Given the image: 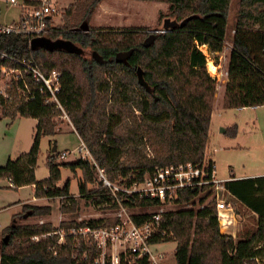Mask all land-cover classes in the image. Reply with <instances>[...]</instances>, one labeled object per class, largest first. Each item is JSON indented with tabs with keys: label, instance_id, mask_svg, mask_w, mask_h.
I'll list each match as a JSON object with an SVG mask.
<instances>
[{
	"label": "trees",
	"instance_id": "trees-1",
	"mask_svg": "<svg viewBox=\"0 0 264 264\" xmlns=\"http://www.w3.org/2000/svg\"><path fill=\"white\" fill-rule=\"evenodd\" d=\"M22 1L25 5L37 3ZM101 1L77 0L70 4L63 24L48 34L51 40L71 41L78 51L31 48L26 34H0V65L22 69L20 63L4 55L32 61L44 73L59 72L60 83L59 105L49 100L48 92L30 74L13 80L6 88L8 97L0 94V116L37 119L29 150L0 165V180H7L8 188L33 185L36 197L45 195L52 183L49 178L38 180L35 176L40 138L56 133L53 118L63 114L88 149L90 168L102 169L111 183L129 186L156 167L205 160L216 79L207 71L201 46L215 55L223 50L229 35L231 0H137L167 4L171 21L154 31L147 26H90L91 15ZM237 3L228 36L232 48L223 106H262L264 0ZM159 15L163 17L161 12ZM224 134L236 136L237 125L226 126ZM52 155L47 156L49 166L53 165ZM209 187L179 190L173 201L177 207L161 213L151 243L174 240L176 264H257L254 258L264 257V175L224 181L225 191L256 216L252 234L236 241L220 232ZM80 194L86 202L106 204L108 208L122 205L137 209L131 214L137 223L153 214L146 209L160 206L157 198L136 193L117 192L115 198L102 180ZM77 209L75 200L61 206L63 213ZM50 212L49 204L24 203L14 217L24 213L41 217ZM116 221L68 219L57 227L49 221H13L0 233V264H90L92 245L72 231ZM61 234L63 241H59ZM86 249L89 256L84 258ZM147 263L142 256L132 264Z\"/></svg>",
	"mask_w": 264,
	"mask_h": 264
},
{
	"label": "rangeland",
	"instance_id": "rangeland-1",
	"mask_svg": "<svg viewBox=\"0 0 264 264\" xmlns=\"http://www.w3.org/2000/svg\"><path fill=\"white\" fill-rule=\"evenodd\" d=\"M77 0H53L54 7L57 11L53 14V23L55 26L63 24L62 18L65 15L67 7ZM102 4L99 8H95L89 23L95 25H109V24H123L130 26H147L151 31L162 29L166 23L163 22L165 18L171 19L168 16L167 4L159 1H137V0H102ZM22 0H16V3H11L10 0H0V23H9L18 19L21 12ZM238 8L237 0H231L229 9V18L227 23V32L230 35L232 33L231 27L235 20L236 11ZM160 12L163 17H160ZM90 24V26H91ZM126 26V27H130ZM124 28L120 26H105ZM228 35V36H229ZM226 37L223 50L218 54H212L208 52L207 47L203 49L205 51L206 60H211L212 63L218 64V73L214 76L216 83L220 82L225 77L228 64V53L232 48L229 37ZM85 54L90 56V52L86 50ZM220 57V59H219ZM214 59V60H213ZM216 59V61H215ZM8 68H14L6 65ZM17 74V73H15ZM14 74V75H15ZM210 74V73H209ZM13 71L3 72L0 70V94L6 93V88L15 80L13 78ZM24 77V73L22 72ZM211 75V74H210ZM211 75V76H212ZM212 76V77H213ZM217 85V84H216ZM12 86V85H11ZM10 86V87H11ZM216 94V93H215ZM215 97V96H214ZM214 100V98H213ZM218 97L214 100V107L217 108ZM213 104V102H212ZM217 110V109H216ZM259 116V120L256 124H251L254 117V111L247 109L245 114L248 115L247 122L243 120L241 126L234 137L226 136L220 132V128L223 123L220 122L217 112L214 113L211 120V133L210 141L207 144L205 150V158H208V153H213L212 159L216 167V178L225 179L228 175H242L244 173H260L264 175V105L260 106L256 111ZM235 111H228V118H235ZM55 129L57 132L51 136H42L40 138V150L37 158V166L35 175L37 179L48 178L53 176V170L46 163L47 155H52V161L54 164H61L57 169L56 176L54 177L59 182L60 189H53L49 187L48 197L46 198V204L51 206V212L47 216H29L25 219H20L21 223H42L49 221L55 227L58 226L62 220L74 219L75 221H88L89 219L98 218H115L116 213L120 207L108 208L106 204H93L92 202H86L81 196V192L97 186L99 180H101L100 170L93 171L90 168L91 156L88 153L75 150L80 145V140L73 133V126L69 118L63 114L61 117H54ZM35 120L30 117H18L14 120L9 118L0 119V150L8 143L9 139L13 136V154L11 158H16L21 152L28 151ZM56 140L58 144V151H66V154L58 155L52 153L53 141ZM51 141V142H50ZM51 143V145H50ZM52 151V152H51ZM149 151V150H148ZM77 163L70 161L76 156ZM8 158L3 161V164ZM65 160V161H64ZM68 161V162H66ZM58 162V163H57ZM78 163H81L79 165ZM67 164V165H65ZM1 165V164H0ZM63 165V166H62ZM62 166V167H61ZM87 178V179H86ZM67 180V181H66ZM70 180V181H69ZM0 183V207L5 205L6 210L0 211V223L3 226L11 224V217L13 214L21 211L22 204L16 202L21 201L32 203L33 189L31 185L22 186L16 189L8 188V183L4 180ZM53 187V186H52ZM58 190V191H57ZM224 198V196H221ZM210 198V197H209ZM225 200L227 195H225ZM78 202V209L74 213H63L61 206L63 204H70L71 201ZM45 200H37L33 203L41 204ZM234 209L238 212L237 218L238 226L236 228L237 237L246 232L251 233L255 230L256 217L246 208L234 203ZM192 205H188L191 207ZM177 207L174 202L163 205V210L173 209ZM125 208V207H124ZM160 207L146 209L145 211H156ZM128 215H131L133 211L137 209L125 208ZM13 212V214H11ZM18 214V213H17ZM16 217V216H15ZM3 229V228H2ZM1 229V231H2ZM220 232L222 230L219 228ZM0 231V232H1ZM250 236V235H249ZM175 241L170 240L167 242L158 243L155 245L157 251L164 253L166 264H175L174 250ZM155 249V248H154ZM164 262V263H165Z\"/></svg>",
	"mask_w": 264,
	"mask_h": 264
},
{
	"label": "built area",
	"instance_id": "built-area-1",
	"mask_svg": "<svg viewBox=\"0 0 264 264\" xmlns=\"http://www.w3.org/2000/svg\"><path fill=\"white\" fill-rule=\"evenodd\" d=\"M53 0H37L34 5H25L21 2L23 15L15 21L0 23V34L23 33L28 35L29 43L33 38L45 37L56 27L53 23V14L57 11L52 2ZM16 3V0H10ZM84 30H88L85 28ZM10 59L20 63L22 69L8 68L0 65L3 72H12L15 80L23 78L22 72L30 74L35 82L41 83L42 87L48 92L49 100L55 101L58 105L57 93L59 92V72L51 70L44 73L35 63L25 59L17 60L8 55ZM7 96L5 94H1ZM79 151L88 153V149L80 140ZM100 170L103 185L110 188L116 198L117 192L124 194H138L157 198L160 208L153 211V214L142 222H135L126 212V207H120L116 213L117 221L114 224L91 227L85 226L72 231L83 236L85 241L93 247L90 264H132L135 259L146 256L147 264H166V256L161 251H157L155 245L151 243V237L156 232L163 205L173 202L179 190L187 187L201 188L205 185L210 187V198L215 201L216 216L219 228L227 235L234 236V228L237 218L234 206L223 197L226 192L224 181L215 176V163L212 159L205 158L201 163L190 161L159 166L151 174H146L141 181L133 182L129 186L119 183H111L107 180ZM122 206V205H121ZM232 236V237H233ZM59 241H63L61 234ZM155 248V249H154ZM89 251L86 249L83 257L87 258ZM257 264H264V258L255 257ZM165 262V263H164ZM176 264V263H175Z\"/></svg>",
	"mask_w": 264,
	"mask_h": 264
},
{
	"label": "crops",
	"instance_id": "crops-1",
	"mask_svg": "<svg viewBox=\"0 0 264 264\" xmlns=\"http://www.w3.org/2000/svg\"><path fill=\"white\" fill-rule=\"evenodd\" d=\"M102 2L103 1H101L98 5H97V7L99 8V6L102 4ZM96 7V8H97ZM165 21H171V19H169V18H165L164 20H163V22H165ZM89 23V22H88ZM91 23H89V25H90ZM111 25H115V26H120V27H126V26H130V25H123V24H109V25H95V24H91V26H95V27H105V26H111ZM138 26H140V25H138ZM225 41H227V40H225ZM231 44V43H230ZM225 45V44H224ZM232 46V45H231ZM203 47H205V46H203ZM224 48V47H223ZM219 59H220V57H219ZM207 63V62H206ZM214 65H216L217 67H218V64L217 63H213ZM207 68V67H206ZM219 68V67H218ZM208 71V70H207ZM209 73V72H208ZM217 73H218V70H217ZM212 75V74H211ZM210 75V76H211ZM216 75V74H215ZM214 75V76H215ZM213 76V75H212ZM214 76H213V78H214ZM216 77V76H215ZM227 82V71H226V74H225V77H223L222 79H221V81L220 82H218V83H216L217 85H216V94H215V97H214V100H215V98L216 97H218V102H217V110L215 109V107H214V100H213V104H212V111H211V120H212V118H213V115H214V113L215 112H217V116L219 117V119H220V122H222L223 123V126L220 128V132H222V133H224V128L226 127V126H230V125H232V124H236L237 125V132H238V130H239V128H240V126H241V123L243 122V120H245V122H247V117H248V115H246L245 114V111L247 110V109H251V110H253L254 111V117L252 118V121H250V123L251 124H256V122L259 120V116L257 115V113L255 112L260 106H248V107H237V108H225L224 106H223V95H224V86H225V83ZM235 111V118H228V111ZM1 118H6V117H2V116H0V119ZM18 118V117H17ZM16 118V119H17ZM30 118H32V119H34L35 120V125H36V123H37V119H35V118H33V117H30ZM248 123V122H247ZM35 125H34V130H33V134H32V138H31V141H30V144L28 145V147L29 146H31V144H32V140H33V135H34V131H35ZM210 127H211V122H210ZM210 127H209V138H208V142L210 141V133H211V130H210ZM73 131V133H75L76 134V136L79 138V140H81L80 139V137L78 136V134L74 131V130H72ZM56 132H57V129H56ZM58 133V132H57ZM51 141H53L54 143H53V145L55 146V151H51L52 153H55L56 152V154H57V156L58 155H61L62 154V156H61V158H63V155H65L66 154V151H58V144H57V141L56 140H51ZM50 141V142H51ZM208 144V143H207ZM50 145H51V143H50ZM30 148V147H29ZM79 149V147L78 148H75V150H77V151H79L78 150ZM29 150V149H28ZM26 152V151H25ZM82 151H79L78 153H81ZM12 154H13V136L9 139V141H8V143L7 144H5V146L2 148V150H0V164H3V161L6 159V157L7 158H11V156H12ZM20 154V153H19ZM18 154V155H19ZM213 153H208V155H209V159H212V155ZM17 155V156H18ZM48 155H50V154H48ZM47 155V156H48ZM83 154H81L80 156H76L74 159H71L70 161H72V162H74V163H77L76 162V159H78L79 157H81ZM78 157V158H77ZM213 160V159H212ZM65 161V160H64ZM66 162H68V161H66ZM52 163H53V165H51L50 166V168H51V170H53V175H54V177L56 176L55 174L57 173V169L59 168V165H61V164H54V161H52ZM58 163V162H57ZM79 165H81V163H78ZM65 165H67V164H65ZM63 166V165H62ZM61 166V167H62ZM35 171H36V168H35ZM263 175V174H262ZM36 176V175H35ZM215 176H216V167H215ZM254 176H261V174L260 173H244V174H242V175H238V176H235V175H228V176H226V177H221V178H225V179H221V180H223V181H227V180H232V179H239V178H245V177H254ZM53 176H48V178H49V180H50V182L52 183V186H51V188H53V189H60V185L61 184H59V182H57V180L54 178ZM36 178H37V176H36ZM87 179V178H86ZM2 180H4V181H6L7 183H8V181L7 180H5V179H2ZM38 180H40V179H38ZM67 181V180H66ZM70 181V180H69ZM2 182L3 181H1L0 180V183L2 184ZM8 185H9V183H8ZM19 188V187H18ZM31 188L33 189V197H32V200L34 201V202H36L37 200H45V202H43V203H41V204H37V203H33V201H32V203H30V204H37V205H44V204H46V203H48L47 202V200H46V198L48 197V192H46V191H48L49 190V187L47 188V189H45V195L43 196V197H36L35 195H34V186L33 185H31ZM10 189H13V188H10ZM58 191V190H57ZM225 195H227V201H229V202H231L232 204H233V206L235 205L234 203H236V204H238V205H240V206H242V207H244V208H246L244 205H242L241 203H239L237 200H235L234 199V197H232L230 194H228L227 192H225L224 193V198H225ZM25 201V200H24ZM24 201H21V199H19V200H17L16 202H18L19 204H24V203H28V202H24ZM5 207V205H3L2 207H0V211L1 210H3V208ZM247 209V208H246ZM4 210H6V208H4ZM21 211H22V206H21ZM20 211V212H21ZM250 211V210H249ZM20 212H17V213H20ZM236 212V211H235ZM251 212V211H250ZM17 213H15V214H17ZM252 213V212H251ZM11 214H13V212L11 213ZM253 214V213H252ZM236 215L237 216H239V214H238V212H236ZM254 215V214H253ZM29 216L27 215V213H24L22 216H20V217H18V216H16V217H14V214L12 215V217H11V224L10 225H12L13 224V221H20V219H25V218H28ZM254 217H256L255 215H254ZM3 226V223H0V231H1V229L2 228H4V227H6V226H9V225H6V226H4V227H2ZM237 226H238V222H237V224H236V227L234 228V231H233V233H234V236H233V238L235 239V241L239 238V237H242V238H246V237H248L249 235H251V233H248V232H246L245 234H244V232H243V234H241V235H239L238 237H237V231H236V228H237ZM1 233V232H0ZM221 233H223V234H226L225 233V231H223L222 230V232ZM0 240H1V238H0ZM158 244V243H157ZM157 249V248H156ZM158 250V249H157ZM262 258H264V257H262Z\"/></svg>",
	"mask_w": 264,
	"mask_h": 264
},
{
	"label": "water",
	"instance_id": "water-1",
	"mask_svg": "<svg viewBox=\"0 0 264 264\" xmlns=\"http://www.w3.org/2000/svg\"><path fill=\"white\" fill-rule=\"evenodd\" d=\"M164 23H166L164 26H166L169 21H165ZM83 27V26H82ZM86 28V27H84ZM44 47L46 49H54V48H63L69 51H78V47L73 44L71 41L68 40H62V39H56V40H51L45 37H36L33 38L30 41V47L31 48H36V47ZM55 146L53 145L52 150L55 151Z\"/></svg>",
	"mask_w": 264,
	"mask_h": 264
},
{
	"label": "bare ground",
	"instance_id": "bare-ground-1",
	"mask_svg": "<svg viewBox=\"0 0 264 264\" xmlns=\"http://www.w3.org/2000/svg\"><path fill=\"white\" fill-rule=\"evenodd\" d=\"M203 48H204V47L201 46V50L205 51ZM206 67H207V70H208V72H209L210 74H213V75L217 74L218 67H217L216 65H214V64L211 62V60H207Z\"/></svg>",
	"mask_w": 264,
	"mask_h": 264
}]
</instances>
